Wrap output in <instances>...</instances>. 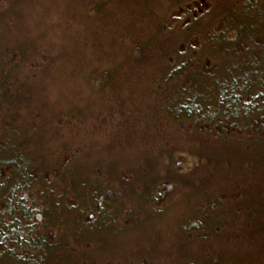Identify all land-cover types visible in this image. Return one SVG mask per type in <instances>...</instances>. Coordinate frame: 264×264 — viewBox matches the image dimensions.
I'll use <instances>...</instances> for the list:
<instances>
[{
  "label": "trees",
  "instance_id": "obj_1",
  "mask_svg": "<svg viewBox=\"0 0 264 264\" xmlns=\"http://www.w3.org/2000/svg\"><path fill=\"white\" fill-rule=\"evenodd\" d=\"M112 1L68 2L64 35ZM196 2L77 73L71 42L37 47L29 0H0V264H81L164 208H184L176 264H264V0Z\"/></svg>",
  "mask_w": 264,
  "mask_h": 264
},
{
  "label": "rangeland",
  "instance_id": "obj_2",
  "mask_svg": "<svg viewBox=\"0 0 264 264\" xmlns=\"http://www.w3.org/2000/svg\"><path fill=\"white\" fill-rule=\"evenodd\" d=\"M71 1L75 6H81L86 0H29L30 5L26 9L30 11L29 13L35 12L37 17L34 23L38 29L31 30L30 35L34 37L43 35L41 33L47 30L37 47L42 48L46 39L55 43L71 42L74 45L75 56L82 59V68L78 66L77 73L84 70L86 72L87 68L93 66L103 68L105 65L101 63L103 59L101 53L108 56V61L115 60L116 49L121 44V35L126 42L133 39L134 41L150 39L155 32L153 28L155 22L164 18L169 5V0H121L118 2L119 5L114 6L113 2L117 1L111 0L112 2L105 6V10L110 9V13H107L105 18H99L91 25L85 22L82 26L79 22H73L71 30L75 29L74 33L65 36L64 33L68 30L70 23L67 19L72 16L66 8ZM204 2L205 0H197L196 3H201L204 7L206 4ZM26 4H28L27 1ZM207 6L205 5L206 9ZM195 7L199 8V5L195 4ZM73 19L80 20L77 12L74 13ZM55 50L53 49V52ZM100 50H102L101 53ZM157 50L148 48V53L155 54ZM144 66L150 67L147 63ZM61 87L62 90L59 91L61 93H69L73 88L66 91L64 83H61ZM93 89L94 87H88L79 91L78 95L74 96V100L77 98L78 101L81 96L89 101L93 97L91 91ZM54 98H58L57 91ZM73 103L77 104L73 101L68 102L70 105ZM60 104L61 106L54 109V115L60 112L59 108L62 110L63 104ZM90 123L91 125L88 124L90 129H94V132L99 131L94 122L90 121ZM93 135L96 137L95 133ZM72 143L78 145L80 141L74 139ZM124 157H126L125 160L129 159L128 154ZM182 213L184 208H164L145 223L139 222L137 227L127 222L128 226L121 231L117 229L107 231L102 235L103 239L99 240V243H103L105 238V244L97 252L90 253L92 256L85 257V260L83 257L81 264H176L181 258L174 254L178 252L174 232L177 229V217ZM58 236L61 238L62 234L58 233ZM259 237H262V234H259ZM260 243L264 244V240L260 239ZM253 257L264 262V253H258Z\"/></svg>",
  "mask_w": 264,
  "mask_h": 264
}]
</instances>
